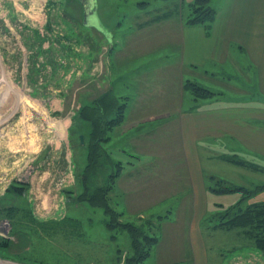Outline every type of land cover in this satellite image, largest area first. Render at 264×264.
<instances>
[{
	"label": "rangeland",
	"instance_id": "1",
	"mask_svg": "<svg viewBox=\"0 0 264 264\" xmlns=\"http://www.w3.org/2000/svg\"><path fill=\"white\" fill-rule=\"evenodd\" d=\"M218 1L208 0L215 17ZM194 2L0 0V239L12 243L11 256L25 260L0 258V264H126L134 254L133 234L158 237L141 264H264V253L253 250L241 229L220 226V213L236 205L241 192H212L222 180L211 176L208 190L196 191L182 175L190 166L182 146L187 142L192 149V134L201 138L213 119L219 121L216 112L192 114L188 122L182 113L216 100L227 79L205 75L210 85L198 82L200 76L190 77L191 69L179 66L174 44L161 45L163 30L153 42L138 32L163 29L172 20L183 28H204L188 22ZM233 6L244 15L250 5ZM90 12L105 34L84 24ZM191 84L212 95L197 97ZM96 105L103 120L93 112ZM166 105L179 107L172 125L182 146L174 126L170 138L161 127L170 117L148 114ZM97 133L106 159L120 167L113 180H108L113 168L100 178L111 215L80 200ZM257 141L251 143L261 149L253 151L263 148ZM208 142L204 136L197 145ZM136 155L142 163L150 161L139 166L148 169L145 180H133L138 169L129 172ZM230 157L255 161L242 153L223 155L236 166L234 182L224 183L247 188L264 183L263 158L252 163L263 168L256 171ZM213 166L222 176L228 172L219 163ZM261 201L264 191L248 203Z\"/></svg>",
	"mask_w": 264,
	"mask_h": 264
},
{
	"label": "crops",
	"instance_id": "2",
	"mask_svg": "<svg viewBox=\"0 0 264 264\" xmlns=\"http://www.w3.org/2000/svg\"><path fill=\"white\" fill-rule=\"evenodd\" d=\"M192 1L184 0V3H191ZM218 4L219 7L213 6L216 10V17L207 30L203 27L183 28L175 20L170 21L163 29L161 27L154 28V26L138 29L139 33L144 32L140 38H147L146 41L148 42H153L154 39L162 37L158 30H163L165 39H161V45L162 41L174 44L179 51V66L190 68V77L198 79L200 76L202 80L198 82L209 86V83L204 82L205 75L208 77L217 74L227 79L226 84H216L220 87L217 89L219 96L216 100L202 102L193 111L182 113V118L186 122L195 113H208L209 115L216 112V120H219L216 122L213 119L212 127L201 138L192 134V140L196 141L195 146L191 144L192 149L186 147L187 142H185V148L182 146L178 130L176 126L172 125V117L178 116L179 107L166 105L157 109L154 108L155 111L154 109L151 112L148 111V114L152 116L161 113L170 117L167 121H163L161 127L164 130L167 129V136L170 138L171 127L174 126L173 131L178 136L184 154L190 157L187 162L191 167L189 166L188 170L186 168L182 175L188 179V188H195L197 191V188L200 187L202 192L208 190L210 176L234 182L231 174H233L236 166L222 158L223 155L242 153L244 157L248 156L255 160L252 161L254 164L257 163V160L264 159V0H219ZM247 4L250 5L249 10L245 8L244 15V10L239 13L238 8L233 6ZM240 17H245L242 22L239 21ZM214 68L220 70L212 71L211 69ZM225 69L229 74H224ZM147 109L150 110L151 108L148 106ZM204 136L208 137L209 142L206 145L198 146L197 142ZM236 137L243 139V141L245 139L246 142H242ZM256 138L259 143L263 141L261 151H253V149H261V144L256 147L251 143ZM219 147L224 149L221 156L217 153ZM208 149L214 151L216 155H210ZM193 155L195 158L191 159ZM249 161L251 162V160ZM148 163L150 161L142 163L137 156L129 172L132 173L138 169L143 176L134 172L132 174L133 180L146 179L144 175L148 169L139 166ZM194 163L198 164L197 170L196 166H193ZM216 163L227 168L228 172L224 173V176L215 172L217 169L213 165ZM204 164L211 166L205 168ZM137 188L140 189L139 186ZM175 253L177 250L167 254L170 257L171 254Z\"/></svg>",
	"mask_w": 264,
	"mask_h": 264
},
{
	"label": "trees",
	"instance_id": "3",
	"mask_svg": "<svg viewBox=\"0 0 264 264\" xmlns=\"http://www.w3.org/2000/svg\"><path fill=\"white\" fill-rule=\"evenodd\" d=\"M197 6V7H196ZM193 13L191 18H189V24H204V28L209 29V25L214 20L215 11L208 5V0H195L191 5ZM206 22V23H205ZM192 85V84H191ZM193 86V85H192ZM191 88L197 97L205 98L211 96L212 93L205 91L200 87L193 86ZM100 106V105H99ZM96 105L98 112L94 110V114L99 116V120L104 119V114L100 113L102 111L101 106ZM93 120V119H92ZM98 120V119H97ZM93 126L98 127L96 121H91ZM96 123V124H95ZM95 143L89 151L87 158V166L83 174V193L80 196V200L89 204L92 207H100L104 209L106 214H112V208L109 205L108 199V189L100 187V178H102L106 171L113 168L112 178L108 180H113L116 178L119 172V165L112 163V161L107 158V153L100 148L101 140L98 138V133L96 135ZM233 164L238 166L246 167L256 171H261L262 167H258L250 162L243 161L239 158L230 157ZM230 160V161H231ZM219 185L216 188H210L212 192L224 194L240 191L242 196L238 203L224 213H220L222 217V222L220 226L227 229H241L245 237H247L252 243L253 250L257 252L264 253V201L252 202L248 201L257 193L264 191V183L250 184V187H237L224 183L225 181H218ZM135 231V230H134ZM143 239H137V236L133 234L132 244L134 248V254L126 260V264H141L145 259L150 256L151 249L157 242L158 237H145ZM12 246V243L6 239H0V258L15 260L16 262H23L24 259H18L11 256L8 249Z\"/></svg>",
	"mask_w": 264,
	"mask_h": 264
},
{
	"label": "water",
	"instance_id": "4",
	"mask_svg": "<svg viewBox=\"0 0 264 264\" xmlns=\"http://www.w3.org/2000/svg\"><path fill=\"white\" fill-rule=\"evenodd\" d=\"M84 22H85L84 24L89 22V24L92 27H94L98 31L103 32L105 34V32H104L103 28L100 26V23H99V21H98V19H97V17H96L94 12H90V13L86 14L84 16ZM80 140L82 142V138H80Z\"/></svg>",
	"mask_w": 264,
	"mask_h": 264
}]
</instances>
